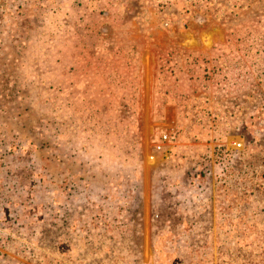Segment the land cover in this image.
<instances>
[{
  "label": "rangeland",
  "instance_id": "1",
  "mask_svg": "<svg viewBox=\"0 0 264 264\" xmlns=\"http://www.w3.org/2000/svg\"><path fill=\"white\" fill-rule=\"evenodd\" d=\"M81 1L0 0V264H264V0H157L110 107L44 104Z\"/></svg>",
  "mask_w": 264,
  "mask_h": 264
},
{
  "label": "crops",
  "instance_id": "2",
  "mask_svg": "<svg viewBox=\"0 0 264 264\" xmlns=\"http://www.w3.org/2000/svg\"><path fill=\"white\" fill-rule=\"evenodd\" d=\"M157 2L90 0L87 3L82 0L75 11L76 21H71V25L81 26V39L77 40L76 46L73 43L62 50L59 47L64 43H59L56 45L58 50L47 55L50 64L47 63V77L42 82L48 84L45 88L51 93L42 102L51 106L53 103H61L64 100L62 91H69L66 98H73L77 105L84 106L89 101L92 106L106 104L110 107L109 93L116 87V75L130 73L133 68L140 67V59L146 55L145 51L153 41V38L146 35L132 37L128 26L134 24V21H142V11L157 7ZM132 3L138 4V11H133L135 8L130 6ZM66 5L70 16L72 10L68 3ZM116 27L121 31L118 34L113 33ZM203 41L208 40L204 37ZM212 48L211 45L203 53H209ZM100 91L107 97H101ZM43 152L46 155L49 153L46 149ZM68 157L70 159L69 154ZM69 159L65 158L70 162Z\"/></svg>",
  "mask_w": 264,
  "mask_h": 264
},
{
  "label": "trees",
  "instance_id": "3",
  "mask_svg": "<svg viewBox=\"0 0 264 264\" xmlns=\"http://www.w3.org/2000/svg\"><path fill=\"white\" fill-rule=\"evenodd\" d=\"M241 130H239L238 132H240ZM73 186H74V188H75V190L77 191V192H79V195H82L83 197H81L80 198V200L81 201H85V202H89L90 200H92L93 199V196H92V192L90 191V188H89V185H87L86 184V182H84L83 180L80 182V184L78 185V183H73ZM123 197V196H122ZM129 198H131V197H129ZM107 199H110V197L108 196V197H106V194H105V196H104V194H103V196H96V200H100V201H106ZM107 202V201H106ZM89 203H91V202H89ZM92 205V204H91ZM93 206V205H92ZM124 219H126V218H124ZM114 228H116V227H114ZM135 231V230H134ZM120 234H122V233H119V232H116L115 233V236L117 237V238H120ZM133 234H135V233H133ZM133 236V235H132ZM136 238V237H135ZM129 250H131V252L134 254L135 252H136V249H129Z\"/></svg>",
  "mask_w": 264,
  "mask_h": 264
},
{
  "label": "built area",
  "instance_id": "4",
  "mask_svg": "<svg viewBox=\"0 0 264 264\" xmlns=\"http://www.w3.org/2000/svg\"><path fill=\"white\" fill-rule=\"evenodd\" d=\"M162 139H163V140H166V135H164V136L162 137Z\"/></svg>",
  "mask_w": 264,
  "mask_h": 264
}]
</instances>
